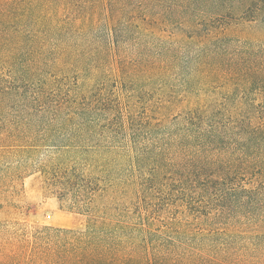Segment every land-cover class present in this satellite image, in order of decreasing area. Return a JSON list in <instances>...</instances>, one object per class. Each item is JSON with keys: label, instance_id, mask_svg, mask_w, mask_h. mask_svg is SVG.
Returning <instances> with one entry per match:
<instances>
[{"label": "trees", "instance_id": "16d2710c", "mask_svg": "<svg viewBox=\"0 0 264 264\" xmlns=\"http://www.w3.org/2000/svg\"><path fill=\"white\" fill-rule=\"evenodd\" d=\"M263 27L264 0H0V124L48 138L28 147L50 150L47 188L77 215L20 264H264ZM131 33L195 47L170 132L120 51ZM93 112L108 144L84 138ZM160 136L196 151L150 157Z\"/></svg>", "mask_w": 264, "mask_h": 264}, {"label": "rangeland", "instance_id": "374dc122", "mask_svg": "<svg viewBox=\"0 0 264 264\" xmlns=\"http://www.w3.org/2000/svg\"><path fill=\"white\" fill-rule=\"evenodd\" d=\"M257 31V34L264 36V27ZM180 35H172V38L161 43L131 33L122 37L120 48L121 53L127 56L130 68L138 74L134 79L135 85L138 88L146 87L147 94H151L153 90V94L149 97L153 98V106L161 108L163 114L167 116L165 118L164 115H157L158 120L155 124L170 126L166 130L169 132L175 128H172V124H175L174 115L177 110V107L171 103L183 92V82L190 72L189 60L195 51L194 46H188L187 51L179 48L183 44L179 39ZM255 45L257 46L255 50L263 58L264 42ZM172 50L179 52L177 56L181 58V63L174 61L169 65L176 66L177 69H173L167 77H159L157 74L152 80L153 84L146 86L148 77L145 67L149 62H155V66L159 67V61L162 62L165 58L162 54ZM184 60L187 63H184ZM104 88L114 92L113 78L108 81L100 80L97 83L99 91ZM166 100H171V103ZM82 124L85 128L96 130L92 136L84 138H90L93 142L109 143V138L103 134L102 129L113 125L107 123L104 114L89 113L83 117ZM35 125L0 124V264H20L31 253L36 240L44 242L41 237L49 229H69L76 220L75 212L63 205L45 183L41 169L52 156L50 150L46 146L39 149L28 147L35 141L48 145L45 142L48 139L46 136L36 135ZM28 130L30 133L27 132ZM191 151L195 152L196 147L189 143L178 144L169 136H164L155 144H148L149 156L164 160L186 158L187 153Z\"/></svg>", "mask_w": 264, "mask_h": 264}]
</instances>
